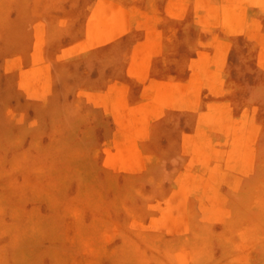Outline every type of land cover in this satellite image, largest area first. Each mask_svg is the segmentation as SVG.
<instances>
[{
	"label": "rangeland",
	"instance_id": "obj_1",
	"mask_svg": "<svg viewBox=\"0 0 264 264\" xmlns=\"http://www.w3.org/2000/svg\"><path fill=\"white\" fill-rule=\"evenodd\" d=\"M260 1L0 0V264L264 258Z\"/></svg>",
	"mask_w": 264,
	"mask_h": 264
},
{
	"label": "crops",
	"instance_id": "obj_2",
	"mask_svg": "<svg viewBox=\"0 0 264 264\" xmlns=\"http://www.w3.org/2000/svg\"><path fill=\"white\" fill-rule=\"evenodd\" d=\"M262 5L259 6V21H260L262 28L264 29V6ZM225 192L227 193V182L225 183ZM257 216L259 218H264V211L262 215L259 213L257 214ZM248 220H249L248 218H245V219L242 218V221H248Z\"/></svg>",
	"mask_w": 264,
	"mask_h": 264
},
{
	"label": "bare ground",
	"instance_id": "obj_3",
	"mask_svg": "<svg viewBox=\"0 0 264 264\" xmlns=\"http://www.w3.org/2000/svg\"><path fill=\"white\" fill-rule=\"evenodd\" d=\"M262 1V0H261ZM260 1V2H261ZM261 5H262V3H261ZM262 6H264V3H263V5ZM239 258V257H238ZM258 261H260V262H257V263H255L254 262V264H264V258H260ZM261 261H263V262H261Z\"/></svg>",
	"mask_w": 264,
	"mask_h": 264
}]
</instances>
